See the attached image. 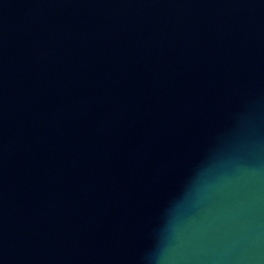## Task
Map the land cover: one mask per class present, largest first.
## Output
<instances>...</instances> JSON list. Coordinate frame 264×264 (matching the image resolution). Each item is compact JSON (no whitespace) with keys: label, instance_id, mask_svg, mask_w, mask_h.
<instances>
[{"label":"water","instance_id":"1","mask_svg":"<svg viewBox=\"0 0 264 264\" xmlns=\"http://www.w3.org/2000/svg\"><path fill=\"white\" fill-rule=\"evenodd\" d=\"M0 264H264V0H0Z\"/></svg>","mask_w":264,"mask_h":264}]
</instances>
